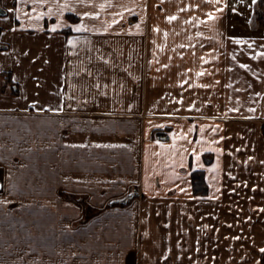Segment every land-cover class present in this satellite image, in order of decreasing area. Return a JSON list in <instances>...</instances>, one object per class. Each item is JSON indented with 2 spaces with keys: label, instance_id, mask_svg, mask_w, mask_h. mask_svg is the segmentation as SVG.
I'll return each instance as SVG.
<instances>
[{
  "label": "crops",
  "instance_id": "0c3cea01",
  "mask_svg": "<svg viewBox=\"0 0 264 264\" xmlns=\"http://www.w3.org/2000/svg\"><path fill=\"white\" fill-rule=\"evenodd\" d=\"M259 2L0 0V74L18 91L0 93V206L26 183L39 186L36 207L44 184L73 195L79 183L103 192L92 206L117 208L101 264H215L222 238L243 241L235 264L253 247L261 257ZM95 162L108 168L105 187ZM13 240L0 231V255H13Z\"/></svg>",
  "mask_w": 264,
  "mask_h": 264
},
{
  "label": "rangeland",
  "instance_id": "374dc122",
  "mask_svg": "<svg viewBox=\"0 0 264 264\" xmlns=\"http://www.w3.org/2000/svg\"><path fill=\"white\" fill-rule=\"evenodd\" d=\"M257 10V23L264 30V27L261 25L262 20H264V0H260ZM156 140L164 141L167 138L158 136ZM92 167V171L96 172L92 180H94L95 184H100L98 170L106 174L108 168H103L96 162L93 163ZM65 178L67 179V177ZM42 181L45 183L44 180ZM79 181L81 180L79 179L77 182ZM81 183L83 182L81 181ZM2 184L3 180L1 177L0 190ZM101 186L105 187L102 183ZM44 187L45 190L42 193L44 207L32 206L30 202L32 201L31 199H34L35 195L40 194L37 183H26L22 186L21 191L5 193V197L9 201L4 207L0 206V231L6 234V238L9 236L11 239L12 237L14 239L16 235L17 240H13L15 242L13 245V249H15L12 252L13 255H0V264H9L11 261L14 264H101V260L107 259V254L110 255L115 248L116 241L115 239L112 240L116 234L115 228L114 231L110 229L111 225H113L111 221L112 217V220L115 219L114 222H116L117 218V216H111V213L115 212L114 209L117 208L92 206L91 199L98 203L97 200L100 199L97 198V194L101 196L103 192L100 190L95 195L91 192L87 194L81 189L89 187H82L79 183L75 187H80L81 189L74 192L73 195L66 190H62L66 188L64 183L60 185L58 192L47 191L45 184ZM52 196L58 198V206H50ZM121 200L119 201L122 203L123 201ZM39 202L35 203L38 204ZM121 206L120 204L119 207ZM119 215L121 217L122 212ZM215 226L221 229L216 233L220 238L223 226L221 224H216ZM235 241L238 245L236 247L233 244ZM235 241L224 238L220 239L223 248L221 245L220 247L221 250L224 249V252L219 256L210 257L215 259V264H235L236 258H242L239 256V253L243 252L244 243L242 240ZM9 243L10 240L6 241L3 239V244ZM257 243L259 242L257 241ZM263 245L264 241L262 244H258V246ZM253 248L251 249V256L250 254L248 257L245 256L244 260L247 259L248 264H264V252L259 257L254 253L256 252L255 247ZM258 249L260 248L258 247ZM194 258L196 260L187 264H195L194 262L198 261L199 264H207V262H203V259L208 258L207 256H204L203 259L198 256ZM170 262L166 260L167 264H173Z\"/></svg>",
  "mask_w": 264,
  "mask_h": 264
},
{
  "label": "trees",
  "instance_id": "16d2710c",
  "mask_svg": "<svg viewBox=\"0 0 264 264\" xmlns=\"http://www.w3.org/2000/svg\"><path fill=\"white\" fill-rule=\"evenodd\" d=\"M261 25L264 27V20H262ZM0 76H2L3 81L5 83V86L0 89V93H5L6 89L8 88L9 89V93L11 95H16L18 91L15 88L17 86L12 83L10 76L9 75H5V74H0ZM195 179L196 178H195V175H194L193 176V180H195ZM199 182L200 181H198L197 183L195 182V184H194V189H195L196 192H198V189H199V187H198V183Z\"/></svg>",
  "mask_w": 264,
  "mask_h": 264
},
{
  "label": "snow or ice",
  "instance_id": "6c2138e0",
  "mask_svg": "<svg viewBox=\"0 0 264 264\" xmlns=\"http://www.w3.org/2000/svg\"><path fill=\"white\" fill-rule=\"evenodd\" d=\"M84 15L85 16H90V15H97V14L96 13L85 12ZM113 23H115V21H113ZM56 27H58V25H53V29H55ZM77 27H83V25H77ZM244 67H248V65H244ZM201 131H203V129H201ZM197 159H199L198 156H197ZM261 252H264V248L261 249Z\"/></svg>",
  "mask_w": 264,
  "mask_h": 264
},
{
  "label": "water",
  "instance_id": "95a60500",
  "mask_svg": "<svg viewBox=\"0 0 264 264\" xmlns=\"http://www.w3.org/2000/svg\"><path fill=\"white\" fill-rule=\"evenodd\" d=\"M0 13H3V11L0 9ZM126 200H127V198L126 199H124L123 200V202L125 203L126 202Z\"/></svg>",
  "mask_w": 264,
  "mask_h": 264
}]
</instances>
